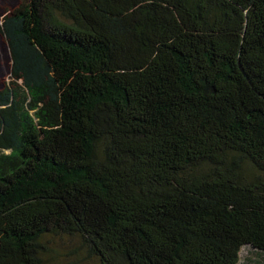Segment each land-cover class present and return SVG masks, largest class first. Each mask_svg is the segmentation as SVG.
Wrapping results in <instances>:
<instances>
[{
    "label": "trees",
    "instance_id": "16d2710c",
    "mask_svg": "<svg viewBox=\"0 0 264 264\" xmlns=\"http://www.w3.org/2000/svg\"><path fill=\"white\" fill-rule=\"evenodd\" d=\"M0 36V264H47L49 234L264 264V0H22Z\"/></svg>",
    "mask_w": 264,
    "mask_h": 264
},
{
    "label": "rangeland",
    "instance_id": "374dc122",
    "mask_svg": "<svg viewBox=\"0 0 264 264\" xmlns=\"http://www.w3.org/2000/svg\"><path fill=\"white\" fill-rule=\"evenodd\" d=\"M22 0H0L1 15L15 8ZM9 57L8 50L0 36V86L8 81ZM45 251L43 257L47 264H99L95 257L90 256L81 245L77 235H46L43 240ZM241 259L247 264H256L255 254L250 249H244Z\"/></svg>",
    "mask_w": 264,
    "mask_h": 264
}]
</instances>
